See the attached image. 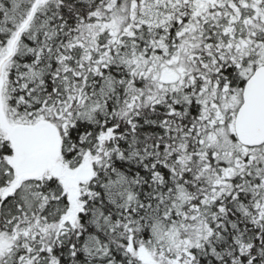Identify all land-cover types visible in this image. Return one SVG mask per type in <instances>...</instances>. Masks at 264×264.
Returning a JSON list of instances; mask_svg holds the SVG:
<instances>
[{
	"label": "snow or ice",
	"instance_id": "snow-or-ice-1",
	"mask_svg": "<svg viewBox=\"0 0 264 264\" xmlns=\"http://www.w3.org/2000/svg\"><path fill=\"white\" fill-rule=\"evenodd\" d=\"M0 264H264V0H0Z\"/></svg>",
	"mask_w": 264,
	"mask_h": 264
}]
</instances>
